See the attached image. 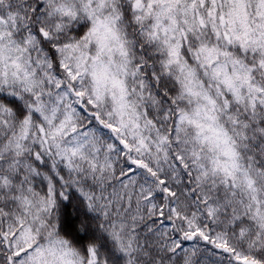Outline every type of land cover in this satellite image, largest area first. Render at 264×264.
<instances>
[{
    "label": "snow or ice",
    "instance_id": "obj_1",
    "mask_svg": "<svg viewBox=\"0 0 264 264\" xmlns=\"http://www.w3.org/2000/svg\"><path fill=\"white\" fill-rule=\"evenodd\" d=\"M0 264H264V0H0Z\"/></svg>",
    "mask_w": 264,
    "mask_h": 264
}]
</instances>
